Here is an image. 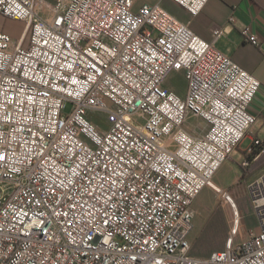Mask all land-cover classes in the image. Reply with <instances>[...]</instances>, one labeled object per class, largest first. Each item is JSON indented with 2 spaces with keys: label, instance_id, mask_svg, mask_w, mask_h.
<instances>
[{
  "label": "built area",
  "instance_id": "obj_1",
  "mask_svg": "<svg viewBox=\"0 0 264 264\" xmlns=\"http://www.w3.org/2000/svg\"><path fill=\"white\" fill-rule=\"evenodd\" d=\"M136 1L55 0L44 19L34 0H0L29 26L27 46L0 31V264H264V174L249 187L256 230L208 257L190 243L194 202L256 124L261 84ZM171 1L191 17L209 2ZM263 152L255 139L246 154Z\"/></svg>",
  "mask_w": 264,
  "mask_h": 264
},
{
  "label": "crops",
  "instance_id": "obj_2",
  "mask_svg": "<svg viewBox=\"0 0 264 264\" xmlns=\"http://www.w3.org/2000/svg\"><path fill=\"white\" fill-rule=\"evenodd\" d=\"M54 2L55 0H34L35 9L44 19H48ZM145 4L161 5L180 22L188 25L200 38L214 42L216 49L259 80L261 89L251 106V112L258 119L238 149L246 142L253 144L255 139H264V0H209L197 17H191L171 0H137L134 11H139ZM23 24L12 23L0 14V31L15 37L16 43L27 46L29 26L24 22ZM226 27H229L228 33L215 41L214 30ZM245 28H250L251 33L258 38V46L246 40L242 34ZM244 154L247 156L246 151ZM226 162L219 171L226 166ZM250 164V179L256 180L264 174V152L252 157ZM195 205L194 203L193 211L198 210Z\"/></svg>",
  "mask_w": 264,
  "mask_h": 264
},
{
  "label": "rangeland",
  "instance_id": "obj_3",
  "mask_svg": "<svg viewBox=\"0 0 264 264\" xmlns=\"http://www.w3.org/2000/svg\"><path fill=\"white\" fill-rule=\"evenodd\" d=\"M9 20L24 25L23 22ZM169 85L183 97L187 87L184 73H174ZM93 120L98 122L97 126L103 132L109 128L112 118L100 113L93 114ZM193 123L203 127V123L198 120ZM249 143L246 142L240 150L233 152L226 166L217 172L212 184L194 202L198 210L194 209V228L190 243L191 254L197 257H208L212 252L231 248L257 228L249 191L254 181L250 179L251 159L244 154L252 145V142Z\"/></svg>",
  "mask_w": 264,
  "mask_h": 264
},
{
  "label": "trees",
  "instance_id": "obj_4",
  "mask_svg": "<svg viewBox=\"0 0 264 264\" xmlns=\"http://www.w3.org/2000/svg\"><path fill=\"white\" fill-rule=\"evenodd\" d=\"M254 157V156H253ZM251 158H252V156H251ZM250 157H249V159H251Z\"/></svg>",
  "mask_w": 264,
  "mask_h": 264
}]
</instances>
